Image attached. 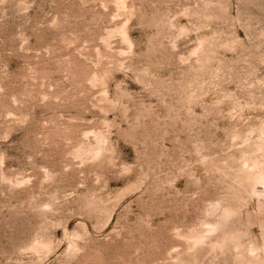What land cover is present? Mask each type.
<instances>
[{
	"label": "rangeland",
	"instance_id": "obj_1",
	"mask_svg": "<svg viewBox=\"0 0 264 264\" xmlns=\"http://www.w3.org/2000/svg\"><path fill=\"white\" fill-rule=\"evenodd\" d=\"M0 264H264V0H0Z\"/></svg>",
	"mask_w": 264,
	"mask_h": 264
}]
</instances>
